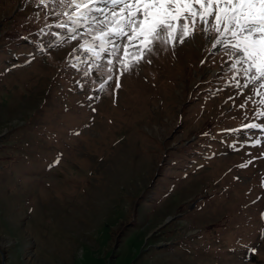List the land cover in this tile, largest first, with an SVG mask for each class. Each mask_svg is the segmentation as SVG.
Segmentation results:
<instances>
[{
  "label": "rangeland",
  "instance_id": "1",
  "mask_svg": "<svg viewBox=\"0 0 264 264\" xmlns=\"http://www.w3.org/2000/svg\"><path fill=\"white\" fill-rule=\"evenodd\" d=\"M90 7L0 0V264H264V80Z\"/></svg>",
  "mask_w": 264,
  "mask_h": 264
},
{
  "label": "snow or ice",
  "instance_id": "2",
  "mask_svg": "<svg viewBox=\"0 0 264 264\" xmlns=\"http://www.w3.org/2000/svg\"><path fill=\"white\" fill-rule=\"evenodd\" d=\"M93 2L94 0H71L76 12L68 16V20L74 25H78L81 19L87 20L93 11L90 7ZM108 2L118 6L123 16L116 22L117 31L109 32L107 36L127 37L129 41L142 38L144 51L150 52L157 42L167 44L171 40L173 43H184L185 39L192 35L189 28L198 18L202 24L211 23L212 29L224 38L223 41L217 40V43H225L229 55L235 57L233 68L238 64L244 65L243 72L251 80H264V0H108ZM72 38H75L74 35ZM104 43L105 40L101 39V49ZM125 52L127 53V46ZM143 58L141 53L140 59ZM134 62L138 63L139 60ZM111 63L109 61V64ZM128 67L129 65H125L126 69ZM261 86L264 87V84ZM58 162L57 160L56 163Z\"/></svg>",
  "mask_w": 264,
  "mask_h": 264
}]
</instances>
